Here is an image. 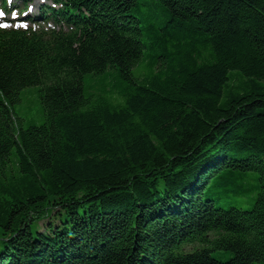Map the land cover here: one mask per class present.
I'll return each instance as SVG.
<instances>
[{"label": "trees", "instance_id": "trees-1", "mask_svg": "<svg viewBox=\"0 0 264 264\" xmlns=\"http://www.w3.org/2000/svg\"><path fill=\"white\" fill-rule=\"evenodd\" d=\"M53 1L0 29V264H264V0Z\"/></svg>", "mask_w": 264, "mask_h": 264}, {"label": "rangeland", "instance_id": "rangeland-1", "mask_svg": "<svg viewBox=\"0 0 264 264\" xmlns=\"http://www.w3.org/2000/svg\"><path fill=\"white\" fill-rule=\"evenodd\" d=\"M34 0H28V2ZM15 2L20 3L21 1L15 0ZM39 0H35L36 5L39 3ZM95 81L94 77H85V84L89 81ZM38 92L36 91V87H28L25 88V91L22 94L21 100L18 104L15 105L16 111L19 115L27 120H34L36 122L40 121L39 109L40 104L38 101ZM215 254V252L213 253ZM216 255V254H215Z\"/></svg>", "mask_w": 264, "mask_h": 264}, {"label": "snow or ice", "instance_id": "snow-or-ice-1", "mask_svg": "<svg viewBox=\"0 0 264 264\" xmlns=\"http://www.w3.org/2000/svg\"><path fill=\"white\" fill-rule=\"evenodd\" d=\"M29 10H31V6H29ZM4 15H5V12L3 10H0V17H3ZM11 15L13 18H15L18 15V13H17V11L14 10V11H12ZM24 15H27V13H24ZM3 26L7 27L8 25H7V23H4ZM23 26L26 27L27 25L24 24Z\"/></svg>", "mask_w": 264, "mask_h": 264}]
</instances>
